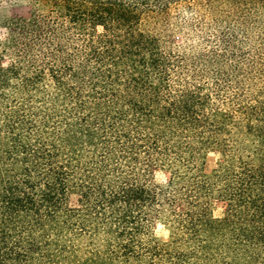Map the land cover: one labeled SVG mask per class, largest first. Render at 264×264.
<instances>
[{"label": "trees", "instance_id": "16d2710c", "mask_svg": "<svg viewBox=\"0 0 264 264\" xmlns=\"http://www.w3.org/2000/svg\"><path fill=\"white\" fill-rule=\"evenodd\" d=\"M30 2L0 22V264H264V0Z\"/></svg>", "mask_w": 264, "mask_h": 264}, {"label": "rangeland", "instance_id": "374dc122", "mask_svg": "<svg viewBox=\"0 0 264 264\" xmlns=\"http://www.w3.org/2000/svg\"><path fill=\"white\" fill-rule=\"evenodd\" d=\"M30 0H0V22L6 18L18 16L27 17L30 9ZM5 37V31L0 28V42ZM177 38H179L177 36ZM11 62L10 56H2L0 54V63L2 66H7ZM203 166V172L209 174L220 160L221 156L216 150H212L206 153ZM166 179L165 174H156L154 176L155 182H161ZM212 211L215 216L220 215L221 205L214 204ZM149 233L151 238L160 243L166 244L170 242V229L169 226L163 220H152L149 225Z\"/></svg>", "mask_w": 264, "mask_h": 264}]
</instances>
